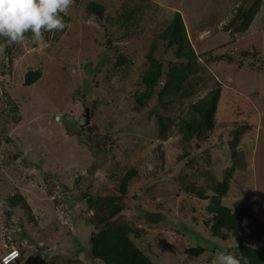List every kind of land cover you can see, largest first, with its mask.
Listing matches in <instances>:
<instances>
[{"label":"rangeland","instance_id":"rangeland-1","mask_svg":"<svg viewBox=\"0 0 264 264\" xmlns=\"http://www.w3.org/2000/svg\"><path fill=\"white\" fill-rule=\"evenodd\" d=\"M90 1L106 6L103 18L87 11ZM252 1L74 0L66 31L45 32L39 44L31 33L22 44L0 37V201L22 195L31 208L23 200L10 214L0 208V261L14 240L17 264H104L79 242L89 244L94 229L85 222L93 216L87 198L120 196L130 170L120 219L143 231L131 237L155 264H211L222 246H236L232 233L211 239L203 195L219 193V185L228 187L223 204L246 202L264 222V0L249 28L236 31L238 7ZM176 11L199 56L191 78L198 86L188 98L183 90L167 94V108L157 96L139 107L148 54L165 71L179 60L161 37ZM121 55L127 62L118 65ZM29 70L42 76L26 85ZM219 84L215 128L186 139L187 123L198 118L193 104ZM87 108L93 149L79 141ZM158 114L175 121L166 140ZM16 220L26 235L8 231ZM213 242L221 245L214 252ZM198 244L206 250L191 255Z\"/></svg>","mask_w":264,"mask_h":264},{"label":"trees","instance_id":"trees-1","mask_svg":"<svg viewBox=\"0 0 264 264\" xmlns=\"http://www.w3.org/2000/svg\"><path fill=\"white\" fill-rule=\"evenodd\" d=\"M246 2V1H245ZM243 2L238 7V15L241 16V21L236 27L237 32L245 31L249 28L254 18L258 14L263 5V0H253L250 6H246ZM87 11L95 13L98 18H103L106 12V6L97 1L87 3ZM227 30L229 27H226ZM67 27L63 30L66 31ZM161 37L165 40V46L168 49H175L174 53L178 62H171L168 70L165 71L164 62L152 54H148L150 67L142 77L144 90L136 96V102L139 107H143L149 103L155 96L158 97V102L161 106L168 107V103L173 100L170 98L167 101L164 97L167 94L182 91L186 98L193 95L198 86L197 79H191L194 74L199 71V56L191 44L183 16L180 11H176L171 22L162 31ZM9 51V50H8ZM7 51V52H8ZM250 52L244 51L245 55ZM127 62V58L121 55L117 64L122 65ZM42 76L41 70H29L25 74L24 83L26 85L33 84ZM196 77V76H195ZM165 79L161 85L160 82ZM222 87L219 84L210 94L209 100H203L194 103L193 107L198 114V118L193 123H187L188 136H194L197 133L204 131H212L216 125V109L217 100L220 96ZM159 137L162 140L168 138V131L172 124L175 123L171 115L158 114ZM91 126L81 127L80 139L81 143H88L93 149L94 138L91 133ZM196 130V132H193ZM1 142V141H0ZM100 144L97 145L99 147ZM135 170L128 171L120 182V196L106 195L87 198L88 208L93 211V216L86 221L93 224V231L88 241L81 239L79 242L89 245L90 253L94 259H98L104 264H155V262L142 250L131 237L134 233L137 237L143 234V231H135L127 222L122 221L120 217L125 209L123 199L129 189V182L135 175ZM219 185V193L213 195H203L204 199H209L207 210L210 213L208 221L211 229L213 241L217 239H228L232 233L235 237L236 246L224 247L216 242L210 246V251H216L220 247L222 251H230L241 260V264H264V222L261 220L258 211L250 204L243 201H236L233 206L223 204V195L227 193V188ZM70 198V197H69ZM24 201L27 210L31 211L30 205L25 201L22 195H11L7 200V212L10 214L11 208L16 205V202ZM71 200H68L70 203ZM72 203V202H71ZM161 219H164L162 215ZM16 224L10 223L8 231H16L18 236L26 235L23 225L16 220ZM88 223V224H89ZM19 226L10 229V226ZM7 239V238H6ZM8 241L5 244V253L11 249L12 242ZM81 245V244H79ZM206 250L204 244H198L195 247L189 248L188 252L191 255L202 254ZM80 249H76L78 253ZM74 252V253H75ZM21 253V251H20ZM19 256L17 262L21 259Z\"/></svg>","mask_w":264,"mask_h":264},{"label":"clouds","instance_id":"clouds-1","mask_svg":"<svg viewBox=\"0 0 264 264\" xmlns=\"http://www.w3.org/2000/svg\"><path fill=\"white\" fill-rule=\"evenodd\" d=\"M73 3L74 0H0V37L9 44H22L26 34L31 33L35 43H42L45 32L63 31L68 27L64 16L68 15ZM4 50L5 45L0 44V54ZM4 207L7 205L0 201V208ZM12 248H16L21 255L16 245ZM17 260L12 264H17ZM211 264H241V260L225 250L219 252Z\"/></svg>","mask_w":264,"mask_h":264},{"label":"built area","instance_id":"built-area-1","mask_svg":"<svg viewBox=\"0 0 264 264\" xmlns=\"http://www.w3.org/2000/svg\"><path fill=\"white\" fill-rule=\"evenodd\" d=\"M18 257L19 251L16 248H12L2 256V264H12Z\"/></svg>","mask_w":264,"mask_h":264},{"label":"water","instance_id":"water-1","mask_svg":"<svg viewBox=\"0 0 264 264\" xmlns=\"http://www.w3.org/2000/svg\"><path fill=\"white\" fill-rule=\"evenodd\" d=\"M90 123V109L87 108L82 116L81 125H88Z\"/></svg>","mask_w":264,"mask_h":264}]
</instances>
